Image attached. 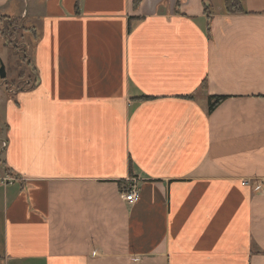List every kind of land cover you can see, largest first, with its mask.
Wrapping results in <instances>:
<instances>
[{
	"label": "crops",
	"instance_id": "0c3cea01",
	"mask_svg": "<svg viewBox=\"0 0 264 264\" xmlns=\"http://www.w3.org/2000/svg\"><path fill=\"white\" fill-rule=\"evenodd\" d=\"M25 1L0 264H264V0Z\"/></svg>",
	"mask_w": 264,
	"mask_h": 264
},
{
	"label": "rangeland",
	"instance_id": "374dc122",
	"mask_svg": "<svg viewBox=\"0 0 264 264\" xmlns=\"http://www.w3.org/2000/svg\"><path fill=\"white\" fill-rule=\"evenodd\" d=\"M23 1H24L25 11H27V5H28V9L30 11V3H28L25 0H23ZM233 1L234 0H231L230 3L228 4V6H231L234 3ZM211 4L212 5H209L208 1H206L207 7H209V9L214 8V9H210V10H215V8L217 6H220V7L223 6V0H212ZM224 5H225V3H224ZM28 16H29V14H28ZM27 19H28V17L23 20V24L28 26L30 23L27 21ZM17 21L18 20H16L15 23H17ZM1 27H2V25L0 26V28ZM21 33H20V31H17L15 35L13 34V36H14L13 47H9V46L4 45L6 47L5 48L2 44V39L0 38V59L2 60V63L4 64L5 71L7 74L4 79L0 78V92H1V95L3 97L9 96V94L11 93V90L18 87L19 83L24 81L27 78V69L22 74L20 73V70L22 69V67L26 66V68H27V64H26L25 59L22 60V57H23L22 53L18 52L19 48L21 50V46H20L21 43L25 40L21 36ZM3 41H4V39H3ZM17 53H18V57H16ZM0 115H2V111H1ZM1 152L2 151L0 149V154H1ZM2 169H3V166L0 162V176L6 177L7 175L4 174Z\"/></svg>",
	"mask_w": 264,
	"mask_h": 264
},
{
	"label": "trees",
	"instance_id": "16d2710c",
	"mask_svg": "<svg viewBox=\"0 0 264 264\" xmlns=\"http://www.w3.org/2000/svg\"><path fill=\"white\" fill-rule=\"evenodd\" d=\"M231 0H226L225 1V6L226 9L232 10L233 7L234 9L239 8V3L238 0H234L233 4L231 6H228ZM138 2V0H135V3ZM15 21L12 20V18L6 16L2 17V27L0 28V35L4 39V45L13 47L14 41H13V33H14V28L16 25ZM226 97L222 95H210L207 98V108L208 111H212L220 102H222Z\"/></svg>",
	"mask_w": 264,
	"mask_h": 264
},
{
	"label": "built area",
	"instance_id": "2783aa9c",
	"mask_svg": "<svg viewBox=\"0 0 264 264\" xmlns=\"http://www.w3.org/2000/svg\"><path fill=\"white\" fill-rule=\"evenodd\" d=\"M2 147L0 149H2L3 147H5V143L2 142ZM15 178L12 176L7 175L6 177H1L0 176V186H5V185H10L12 184L13 180ZM260 187V183L259 182H255L253 183L252 189L254 191L259 190ZM121 198L123 199V201H125L127 204H132L136 201L138 195H139V190L136 186H131L129 189H124L121 191Z\"/></svg>",
	"mask_w": 264,
	"mask_h": 264
},
{
	"label": "water",
	"instance_id": "95a60500",
	"mask_svg": "<svg viewBox=\"0 0 264 264\" xmlns=\"http://www.w3.org/2000/svg\"><path fill=\"white\" fill-rule=\"evenodd\" d=\"M5 76H6V72H5L4 64L2 63L0 59V78L4 79Z\"/></svg>",
	"mask_w": 264,
	"mask_h": 264
}]
</instances>
